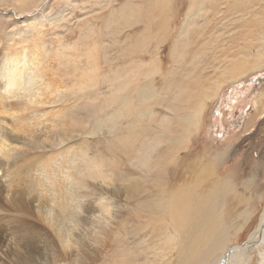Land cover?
Wrapping results in <instances>:
<instances>
[{
	"label": "rangeland",
	"instance_id": "obj_1",
	"mask_svg": "<svg viewBox=\"0 0 264 264\" xmlns=\"http://www.w3.org/2000/svg\"><path fill=\"white\" fill-rule=\"evenodd\" d=\"M0 31L48 48L53 84L81 97L70 125L93 170L112 177L111 201L125 215L93 264H210L217 255L189 263L207 247H190L198 215L173 224L159 209L180 185L223 211L227 248L252 246L264 210V0H0ZM59 37L64 61L54 56ZM202 97L199 130L183 143ZM226 179L232 192L209 197ZM217 233L214 222L207 239Z\"/></svg>",
	"mask_w": 264,
	"mask_h": 264
},
{
	"label": "bare ground",
	"instance_id": "obj_2",
	"mask_svg": "<svg viewBox=\"0 0 264 264\" xmlns=\"http://www.w3.org/2000/svg\"><path fill=\"white\" fill-rule=\"evenodd\" d=\"M21 38L17 31L2 38L0 31V264H93L107 255L125 215L111 201L112 177L93 170L83 155V134L70 125L78 118L81 97L53 84L48 48H28ZM57 42L54 56L64 61L59 55L66 46L60 37ZM13 44L22 47L11 50ZM219 88L216 84L214 93ZM209 99L202 97L184 120L183 143L199 130ZM231 180L224 181V189L217 186L218 193L208 191L209 197L224 199L221 191L232 192ZM133 199L125 193V202ZM159 209L169 213L173 224L190 223L198 215L202 226L190 235V247H207L201 254L188 252L189 263L217 255L210 264H247L256 252V264H264V210L262 231L250 238L252 246L227 248L226 228L218 217L223 211L216 215L208 197L195 196L190 186H178L160 200ZM214 222L218 233L208 240Z\"/></svg>",
	"mask_w": 264,
	"mask_h": 264
}]
</instances>
